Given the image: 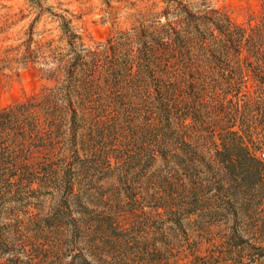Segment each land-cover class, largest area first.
<instances>
[{"label": "trees", "instance_id": "1", "mask_svg": "<svg viewBox=\"0 0 264 264\" xmlns=\"http://www.w3.org/2000/svg\"><path fill=\"white\" fill-rule=\"evenodd\" d=\"M261 8L256 24L242 28L215 10L184 7L182 25L126 32L83 55L74 52L59 68L61 77L48 75L52 87L0 108V219L10 217L7 198L20 204L24 194L40 193L56 202L57 228H76L73 209L83 215L93 199L84 188L86 173L105 161L109 168L111 159L128 162L125 151L147 132L146 151L163 163V173L153 176L158 192L142 188L144 208L127 211L150 213L160 226L149 238L138 228L134 257L123 262L260 264L264 158L256 153L264 154V0ZM222 59L217 68L228 75L219 94L208 89L216 84L206 86L203 71ZM140 108L147 118L137 126ZM42 212L33 218L44 231L53 217ZM175 229L184 241L179 249L163 240ZM22 247L18 255L27 256Z\"/></svg>", "mask_w": 264, "mask_h": 264}, {"label": "rangeland", "instance_id": "2", "mask_svg": "<svg viewBox=\"0 0 264 264\" xmlns=\"http://www.w3.org/2000/svg\"><path fill=\"white\" fill-rule=\"evenodd\" d=\"M261 2L0 0V57L4 59L0 63V108L23 102L44 88L52 87L54 83L48 75L55 71L61 77L59 68L65 66L74 52L83 55L96 45L126 32H150L154 26L173 22L182 25L184 7L193 13L202 14L207 10H215L231 23L249 28L257 22L262 10ZM174 26L178 29L177 24ZM70 41H74V47ZM221 61L224 59L214 60L213 68L203 71L206 86H211L213 82L216 84L215 88L208 89L219 94L226 88L222 83L228 75L223 68H217ZM147 82L150 86V79ZM251 90L252 87L249 92ZM187 92L191 93L188 89ZM228 97L223 95L222 98L227 100ZM118 107L126 108L122 104ZM144 111V108L136 110L134 117L137 126H140L138 122L142 124L147 118ZM141 133V137L137 135L139 141L132 148L129 147L131 151L129 148L125 151L126 156H129L128 162L122 164L121 160L111 159L108 168L107 162L102 161L103 164L96 167L97 171H88L85 180L82 178L84 188L92 194L93 199L84 206L83 215L73 209L72 216L78 221L76 228H57L54 225L57 217L62 215H54L52 208L56 202L50 195L24 194L20 204L7 198L5 207L10 217L7 215L6 219H0V237L6 244V250L0 246V264H125L123 261H130L138 244L136 241L140 240L137 229L141 227V230L148 231L149 238L152 229L156 230L160 226L157 218L150 213L137 211L129 214L127 211L135 210L136 206L141 208L143 205L144 208L146 199H142L140 192L148 195L141 191L142 188L147 189L148 194L158 192L154 187L157 183L153 176L163 173V163L158 159L152 161L146 151L148 133ZM141 146L145 149L141 150ZM256 155L264 158V154ZM117 198L122 199L119 205ZM37 210H43L42 213L53 217L48 221L53 227L39 230L42 225L39 217L33 218ZM174 231L173 237L163 240L167 245L173 241L174 247L178 248L184 241L181 231ZM22 245H25L27 256L18 255ZM262 260L260 264H264Z\"/></svg>", "mask_w": 264, "mask_h": 264}]
</instances>
